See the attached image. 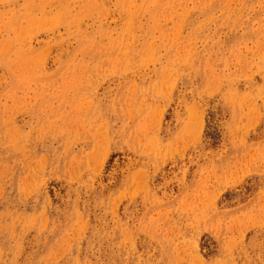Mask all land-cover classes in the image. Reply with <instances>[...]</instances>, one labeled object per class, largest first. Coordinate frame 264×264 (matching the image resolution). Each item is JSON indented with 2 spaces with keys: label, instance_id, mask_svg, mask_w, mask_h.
Returning <instances> with one entry per match:
<instances>
[{
  "label": "rangeland",
  "instance_id": "rangeland-1",
  "mask_svg": "<svg viewBox=\"0 0 264 264\" xmlns=\"http://www.w3.org/2000/svg\"><path fill=\"white\" fill-rule=\"evenodd\" d=\"M0 264H264V0H0Z\"/></svg>",
  "mask_w": 264,
  "mask_h": 264
}]
</instances>
